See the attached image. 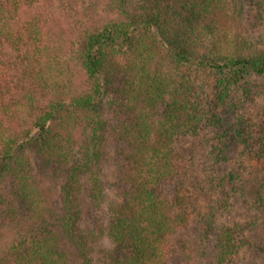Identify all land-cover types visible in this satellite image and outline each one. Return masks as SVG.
<instances>
[{"label":"trees","instance_id":"16d2710c","mask_svg":"<svg viewBox=\"0 0 264 264\" xmlns=\"http://www.w3.org/2000/svg\"><path fill=\"white\" fill-rule=\"evenodd\" d=\"M93 2L0 0V264H264V0Z\"/></svg>","mask_w":264,"mask_h":264},{"label":"rangeland","instance_id":"374dc122","mask_svg":"<svg viewBox=\"0 0 264 264\" xmlns=\"http://www.w3.org/2000/svg\"><path fill=\"white\" fill-rule=\"evenodd\" d=\"M95 2H93V0L91 1V0H87V5H86V8H91V9H94L95 8V12L98 10L99 11V9H98V7H96V6H93V4H92V2L93 3H95V5H96V0H94ZM102 0H98V2H100L101 4H102V2H101ZM76 24V23H75Z\"/></svg>","mask_w":264,"mask_h":264}]
</instances>
